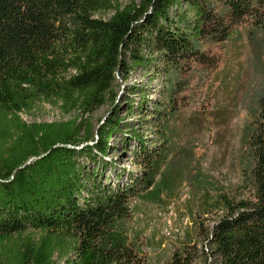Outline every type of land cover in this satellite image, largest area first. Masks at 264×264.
<instances>
[{
  "label": "trees",
  "instance_id": "16d2710c",
  "mask_svg": "<svg viewBox=\"0 0 264 264\" xmlns=\"http://www.w3.org/2000/svg\"><path fill=\"white\" fill-rule=\"evenodd\" d=\"M244 23L264 31V0H0V264H148L128 223L168 151L141 145L132 159L139 176L106 183L98 163L123 125L124 91L102 123L88 115L106 104L118 76L152 65L169 76L164 124L180 74L207 64L203 46L225 43ZM44 102L81 116L22 118ZM147 104L144 95L136 108ZM132 139H141L134 130L126 148ZM244 149L242 182L232 193L220 187L209 205L216 223L196 222L164 264H264V86Z\"/></svg>",
  "mask_w": 264,
  "mask_h": 264
},
{
  "label": "rangeland",
  "instance_id": "374dc122",
  "mask_svg": "<svg viewBox=\"0 0 264 264\" xmlns=\"http://www.w3.org/2000/svg\"><path fill=\"white\" fill-rule=\"evenodd\" d=\"M263 46L264 31L254 30L250 23L237 26L223 44L206 43L203 48L209 62L192 63L180 74L174 113L164 124L160 111L169 105V76L162 67L152 65L133 70L126 81L118 76L106 104L88 115L95 126L102 123L113 110L112 96L117 97L118 104V96L124 91L119 103H124L120 110L123 125L110 139L112 147L107 156L98 163L106 183L112 180L126 184L139 176L132 159L133 151L141 145L168 151L152 190L134 200L128 223L131 235H140V249L148 264L169 260L194 232L196 222H205L206 226L216 223L219 214L206 213L220 187L232 193L242 182L250 166L244 144L264 86ZM135 84L140 90L132 94L128 87ZM144 95L148 104L140 112L136 107ZM129 102L133 105L131 113ZM77 115L81 116L79 112L65 114L57 105L44 102L30 113H22V118L27 123L53 122ZM132 130L143 142L132 139L128 149L124 139ZM83 162L88 168L95 167L88 159Z\"/></svg>",
  "mask_w": 264,
  "mask_h": 264
}]
</instances>
